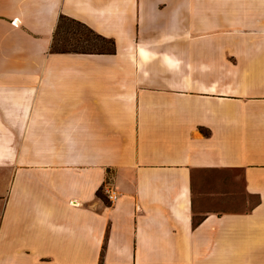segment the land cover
I'll use <instances>...</instances> for the list:
<instances>
[{
	"label": "crops",
	"instance_id": "obj_1",
	"mask_svg": "<svg viewBox=\"0 0 264 264\" xmlns=\"http://www.w3.org/2000/svg\"><path fill=\"white\" fill-rule=\"evenodd\" d=\"M0 264H264V0H0Z\"/></svg>",
	"mask_w": 264,
	"mask_h": 264
},
{
	"label": "rangeland",
	"instance_id": "obj_2",
	"mask_svg": "<svg viewBox=\"0 0 264 264\" xmlns=\"http://www.w3.org/2000/svg\"><path fill=\"white\" fill-rule=\"evenodd\" d=\"M54 49L108 52L112 50V46L107 42L97 39L87 28L65 20L56 35Z\"/></svg>",
	"mask_w": 264,
	"mask_h": 264
},
{
	"label": "trees",
	"instance_id": "obj_3",
	"mask_svg": "<svg viewBox=\"0 0 264 264\" xmlns=\"http://www.w3.org/2000/svg\"><path fill=\"white\" fill-rule=\"evenodd\" d=\"M65 20H69V21H71V22L77 23V24H79V25H81V26L87 28L92 34H94V35L96 36L97 39H100V40H102V41H104V42L109 43V44L112 46V50H110V51H108V52H90V51H79V50H56V49H54V43H53V45H52V51L57 52V53H85V54H93V53L103 54V53H113V52H114V42H113V41L108 40V39H106V38H103L102 36L97 35V34L94 33L92 30H90L88 27L84 26L83 24L78 23V22H76V21H74V20L68 19V18H66V17H62V18L60 19V23H59V25H58V29H57L56 34H55V37H54V41H55L56 35H57V33H58V31H59V29H60V27H61V24H62L63 21H65ZM97 196H98V198L102 199L106 204H110V201H108V200L106 199V197L104 196L103 191L100 190V191L97 193Z\"/></svg>",
	"mask_w": 264,
	"mask_h": 264
},
{
	"label": "built area",
	"instance_id": "obj_4",
	"mask_svg": "<svg viewBox=\"0 0 264 264\" xmlns=\"http://www.w3.org/2000/svg\"><path fill=\"white\" fill-rule=\"evenodd\" d=\"M105 192L108 194L110 201H114L115 200V197L110 195L109 190H106Z\"/></svg>",
	"mask_w": 264,
	"mask_h": 264
}]
</instances>
